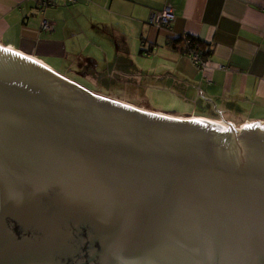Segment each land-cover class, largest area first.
<instances>
[{"label": "water", "instance_id": "water-1", "mask_svg": "<svg viewBox=\"0 0 264 264\" xmlns=\"http://www.w3.org/2000/svg\"><path fill=\"white\" fill-rule=\"evenodd\" d=\"M95 93L0 44V264H264V121Z\"/></svg>", "mask_w": 264, "mask_h": 264}, {"label": "crops", "instance_id": "crops-1", "mask_svg": "<svg viewBox=\"0 0 264 264\" xmlns=\"http://www.w3.org/2000/svg\"><path fill=\"white\" fill-rule=\"evenodd\" d=\"M40 1L0 0L1 45L76 82L68 75L70 65L92 69L99 64L96 56L85 53L92 47L112 56L108 66L115 69L135 66L136 73H145L151 61L161 68L154 74L159 81L173 79L181 83V91L193 86L210 114L234 112L242 124L264 121V0H53L55 5L42 9ZM164 9L174 14L170 26L151 24L152 13ZM44 18L54 22L51 32L42 31ZM184 34L207 43L205 71L188 54L169 46L170 38ZM147 110L208 118L194 111L185 116Z\"/></svg>", "mask_w": 264, "mask_h": 264}, {"label": "rangeland", "instance_id": "rangeland-1", "mask_svg": "<svg viewBox=\"0 0 264 264\" xmlns=\"http://www.w3.org/2000/svg\"><path fill=\"white\" fill-rule=\"evenodd\" d=\"M88 37H91V35H88ZM82 38L83 36L81 39ZM100 39L103 44L108 45L104 37H100ZM80 45L82 44L77 46ZM85 53H91L96 56L99 64L92 69L90 66L84 69L85 67L80 68L81 66L70 65L71 67L68 71V75L76 79L80 84L90 88L95 93L129 102L144 109L148 107L185 116H188L189 113L194 111V114H203L210 119L222 120L221 115L210 114L206 106L200 102L197 91L193 86H189L184 89V91H181L179 89L181 83H177L173 79L169 81H159L154 74L161 72V68L153 67L151 61L147 62L151 67L144 69L145 73H136L135 68L137 67L135 66H120L119 68L121 69L108 66L109 62L114 60L111 58L112 56H106L103 51L93 49V47L88 49ZM133 61L138 62L137 59ZM147 63L145 65H147ZM122 74L128 80H138L139 83H135L134 81L128 84L125 83L122 78H119L123 76ZM235 115L234 112L229 114V112L226 113L225 111L222 116L226 120H230L231 118L239 127L242 124L240 123L241 118L237 120V116Z\"/></svg>", "mask_w": 264, "mask_h": 264}, {"label": "built area", "instance_id": "built-area-1", "mask_svg": "<svg viewBox=\"0 0 264 264\" xmlns=\"http://www.w3.org/2000/svg\"><path fill=\"white\" fill-rule=\"evenodd\" d=\"M65 1L72 3L75 2L76 0H65ZM55 4L56 3L53 0H41L39 6L40 9H42L47 6H53ZM173 18H174V14L170 9L154 11L150 17V23L156 25L157 27H169ZM41 29L44 32H51L54 29V22L51 21L50 19L44 18L41 21ZM187 54L191 57L193 63L200 71L202 72L205 71V69L208 66V58L205 59L202 56L201 51L193 48ZM220 67H224V66L220 65Z\"/></svg>", "mask_w": 264, "mask_h": 264}, {"label": "trees", "instance_id": "trees-1", "mask_svg": "<svg viewBox=\"0 0 264 264\" xmlns=\"http://www.w3.org/2000/svg\"><path fill=\"white\" fill-rule=\"evenodd\" d=\"M169 46L174 49L187 54L191 49L201 51L202 56L206 59L208 58L210 51L207 49V43L204 42L197 36L190 34H184L180 37L170 38L168 40Z\"/></svg>", "mask_w": 264, "mask_h": 264}, {"label": "bare ground", "instance_id": "bare-ground-1", "mask_svg": "<svg viewBox=\"0 0 264 264\" xmlns=\"http://www.w3.org/2000/svg\"><path fill=\"white\" fill-rule=\"evenodd\" d=\"M218 122L226 126L228 125L224 120H218Z\"/></svg>", "mask_w": 264, "mask_h": 264}, {"label": "flooded vegetation", "instance_id": "flooded-vegetation-1", "mask_svg": "<svg viewBox=\"0 0 264 264\" xmlns=\"http://www.w3.org/2000/svg\"><path fill=\"white\" fill-rule=\"evenodd\" d=\"M215 114H217V112H215ZM219 115V114H218Z\"/></svg>", "mask_w": 264, "mask_h": 264}]
</instances>
